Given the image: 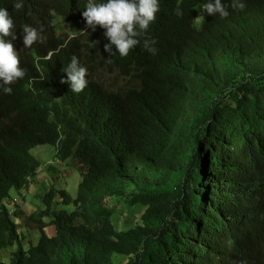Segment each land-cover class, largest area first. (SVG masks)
Segmentation results:
<instances>
[{"label": "trees", "instance_id": "obj_1", "mask_svg": "<svg viewBox=\"0 0 264 264\" xmlns=\"http://www.w3.org/2000/svg\"><path fill=\"white\" fill-rule=\"evenodd\" d=\"M16 2L0 0L26 73L10 95L0 87V201L52 171L35 147L85 170L74 199L46 191L71 210L51 211L46 194L25 216L39 233L28 247L23 210L0 204V250L15 246L0 264H264V0H221L226 18L201 11L212 0H158L125 58L86 26L87 0ZM25 25L43 42L25 48ZM73 56L88 73L78 94L60 82ZM95 69L123 84L106 88Z\"/></svg>", "mask_w": 264, "mask_h": 264}, {"label": "clouds", "instance_id": "obj_2", "mask_svg": "<svg viewBox=\"0 0 264 264\" xmlns=\"http://www.w3.org/2000/svg\"><path fill=\"white\" fill-rule=\"evenodd\" d=\"M85 5L86 8L82 12V17L86 22V26L93 31L96 30L97 26L104 29V35L109 41V43L104 45V51L110 56L113 53L112 46H114L115 51L119 53L121 58L127 57L129 52L140 43L137 37L147 31L149 25L155 21L156 13L159 11L158 0H106V2L103 3H97L95 0H87ZM231 6L241 11L245 8V4L241 2V0H232ZM13 7L16 10H22L23 0H17ZM201 11L206 12L210 16H214L218 13L221 18H226L229 15L228 11L221 3V0H212V2L203 4L201 6ZM176 15H182L179 8L176 10ZM14 27L13 19L10 17L8 11L0 8V87H2L3 92L8 95L12 93V88L8 86L22 79L26 74L25 70L20 67V58L13 44L3 39V37L9 36L12 37V39H16L13 35ZM23 33V45L25 48L32 47L38 41L43 42L37 30L31 26L25 25L23 27ZM154 43L155 41L145 39L143 45L145 50L151 52L153 55H155L157 51L151 46ZM50 58L51 56H49V59ZM64 71L67 73V80L65 81L62 79L60 82L62 84L68 83L73 93H81L87 87V69L80 66L76 56L71 58V62ZM41 155L42 154H40V156ZM54 162L55 160H50L47 162L48 166L46 167H49V165L53 167L52 163ZM81 167L83 171L80 172V175H82L85 170L83 166ZM79 183L80 181L78 184ZM60 190L67 195L63 189ZM25 192L26 187H23L16 191V193L20 195H18L19 197L10 196L8 194V199L6 201H0V204H4L7 208V213L11 214L12 208L16 206L20 207L18 201L22 199ZM58 200L60 201V199ZM46 227L43 228V231ZM51 228L54 227L51 226Z\"/></svg>", "mask_w": 264, "mask_h": 264}, {"label": "rangeland", "instance_id": "obj_3", "mask_svg": "<svg viewBox=\"0 0 264 264\" xmlns=\"http://www.w3.org/2000/svg\"><path fill=\"white\" fill-rule=\"evenodd\" d=\"M93 74L95 76V79L101 82L107 88L119 87L123 84V82L112 83L110 76L109 77L103 76L101 72H99L96 69L93 70ZM32 154L35 155L36 157L38 156V158L41 157L45 159L46 162H49L50 160H55V162L52 163L53 165L52 171H48V170L37 171L36 176L33 179V182L26 187V192L23 194L22 199L18 201L20 205L19 208L24 212V215L17 220L19 232L23 235V238L21 239V243L23 244V247H28L29 246L28 244H35L39 235L37 231L38 226L31 222L29 224L25 220V216L27 217L30 215H35L36 216L35 218H37V214H39L40 209H42L41 205L42 202L44 201V196L46 194H48V198H49L48 202L49 204H51L50 206L51 211L56 210L57 208L64 209L66 211L71 210L72 208L71 204L67 206L63 205L58 200V197L54 192L52 191L46 192V191L48 190L49 186L54 187L57 190L63 189L67 193V195L71 199H73L76 195L77 184L81 179L80 172L83 171L81 165L78 163L75 162L62 163L58 161L55 158V148L51 145H43V146L35 147L34 149H32ZM40 154L42 155L40 156ZM41 158L40 161L44 163L45 160H42ZM9 195L18 196L19 194L16 193L15 190H11L9 192ZM142 211L143 208L136 207L135 210H133L132 213L130 214V217L128 218L127 216L126 219H128V223L130 224L132 220L137 219ZM126 219L122 218L121 220L124 221ZM47 221H48L47 217H45L42 220L44 224L47 223ZM44 232L48 236H53L55 231L54 228H51L49 226L44 229ZM14 250H15V246L8 247L5 250H0V259L8 260L11 252H13Z\"/></svg>", "mask_w": 264, "mask_h": 264}]
</instances>
